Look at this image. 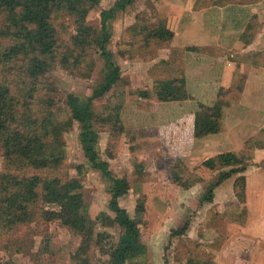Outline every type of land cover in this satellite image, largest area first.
<instances>
[{
    "label": "rangeland",
    "instance_id": "rangeland-1",
    "mask_svg": "<svg viewBox=\"0 0 264 264\" xmlns=\"http://www.w3.org/2000/svg\"><path fill=\"white\" fill-rule=\"evenodd\" d=\"M122 1L83 4L82 8H88L81 21V7L55 9L52 24L57 49L44 57L48 68L39 77L28 75L29 65L23 58L4 61L5 52L15 44L17 31L11 19L20 11H0V84L9 89L17 104V122L10 132L23 130L27 136L45 139L52 124L61 130L58 141H46L50 161L42 169L18 161L11 165L14 161L7 159L0 147V264H112L111 254L124 233L110 209L112 183L85 156L81 125L72 119L67 104L70 95L94 98L105 82L108 59L120 69V79L102 97L93 99L92 124L99 136L101 159L110 164L115 178L128 181L129 192L119 200V207L136 221L141 243L147 248L144 257L127 264H216L213 245L215 249L221 246L208 242L204 232H226L229 221L244 222L255 216L246 195L243 199L242 193L238 194L243 190L242 176L224 187L233 186L236 198L224 210L213 202L204 207L201 198L223 171L261 170L264 162L256 165L250 159L259 147L244 150L240 165L222 170L188 168L184 158L189 151L187 141L170 121L169 102L159 100L166 83L174 82L177 97L188 94L182 82V54L170 49L172 35L161 24L171 0H133L121 9ZM208 1L203 0V5ZM80 22L92 29L95 37L107 36L108 56H103L98 43L84 48L74 45ZM6 177H12L11 185ZM33 178L41 182L59 179L83 197L87 205L85 232L58 219L64 203L45 201L42 183L38 182L34 192L25 191L30 186L23 184ZM187 222L183 236H171Z\"/></svg>",
    "mask_w": 264,
    "mask_h": 264
},
{
    "label": "crops",
    "instance_id": "crops-1",
    "mask_svg": "<svg viewBox=\"0 0 264 264\" xmlns=\"http://www.w3.org/2000/svg\"><path fill=\"white\" fill-rule=\"evenodd\" d=\"M202 1L171 0L167 4L161 24L172 35L170 49L182 54V82L188 94L179 98L174 82L166 83L159 100L169 102L170 121L187 141L189 151L184 158L188 168L205 170L207 160L247 152L256 139L263 142L252 155L257 165L264 162V0H209L204 5ZM201 126L206 132L199 136ZM251 170L243 175L253 220L229 221L226 232L204 228L207 235L204 232L203 237L221 246L215 249L213 245L216 264H264V167ZM236 176L216 188L211 204L219 210L234 204L233 186L224 187Z\"/></svg>",
    "mask_w": 264,
    "mask_h": 264
},
{
    "label": "trees",
    "instance_id": "trees-1",
    "mask_svg": "<svg viewBox=\"0 0 264 264\" xmlns=\"http://www.w3.org/2000/svg\"><path fill=\"white\" fill-rule=\"evenodd\" d=\"M99 0H0V11H17L20 13L17 18L11 19L13 29H15V44L7 49L5 52V62H13L15 60H21L23 58L28 62V75L33 77H39L46 73L48 64L44 57L53 54L57 47V34L52 24V15L55 9L66 6L67 10H76L86 3H97ZM133 0H124L119 5V8L125 9L128 4H131ZM237 2L236 0H230V3ZM255 0H249L250 3ZM88 6L82 8L80 12L81 16L85 19ZM159 34H163L160 32ZM170 36L171 34L168 33ZM93 39V41L91 40ZM90 39V40H89ZM107 36L100 38L95 37L92 29L79 23L77 28V35L73 38V43L78 48H84L90 43H98L102 50L103 56L107 54ZM32 55V56H31ZM32 57V61H30ZM108 61L109 68L105 74V82L100 89L95 91L94 98H100L106 94L114 85L119 82L120 69L113 63ZM170 85L166 88L169 90ZM33 90L29 94V99H32ZM81 99L78 96L70 95L68 97V107L71 112L72 119L81 125L80 141L85 156L91 165L101 172L104 178L108 179L112 183V198L110 200V209L116 214V221L124 229V233L121 236L117 248L111 254L112 264H127L128 261L134 259H140L146 255L147 248L141 243L140 229L133 219L128 215V212L119 207V200L128 194L129 184L126 179L115 178L110 170V164L101 159L98 152L99 136L93 129L94 110L93 99ZM166 100L167 98H161ZM17 104L11 97L10 91L4 85L0 84V147L7 159L14 161L11 165L18 161L27 166V163L34 168L42 169L47 167L50 161V157L47 154L46 141H58L61 137V130L55 124L51 125V132H47L45 140L39 135L27 136V134L21 131L10 132L12 125L17 122L16 109ZM205 108V107H203ZM210 128V125H208ZM53 132V133H52ZM206 130L203 126L197 131V135L202 136ZM207 132H213L208 129ZM9 137H6L8 136ZM263 142L258 139L255 142L249 143V146L261 147ZM248 146V143H247ZM242 154L236 153H224L215 158L209 159L204 163V166L213 170H222L229 166L240 165ZM252 157H250L251 159ZM51 162H53L51 160ZM55 162V160H54ZM53 162V163H54ZM22 167V166H17ZM246 167L241 169H232L229 172H221L215 182L211 183L207 192L201 198V204L211 203L214 200L215 190L233 175H239L241 177L242 191H239L241 198H245V185L246 179L244 174ZM9 177V176H8ZM6 177V183L11 185L10 180L12 177ZM38 182L42 183L43 199L47 202H63L64 206L61 212L58 214V219L74 230L79 232H85L87 223V205L85 204L83 197L80 194H74L68 184H63L59 179L43 180L42 182L38 178H33L29 182H25L23 185L30 186L25 191L34 192V188L37 187ZM26 186V187H27ZM192 186V185H191ZM188 222L185 227L177 232L172 233L174 235L183 236L188 228Z\"/></svg>",
    "mask_w": 264,
    "mask_h": 264
}]
</instances>
